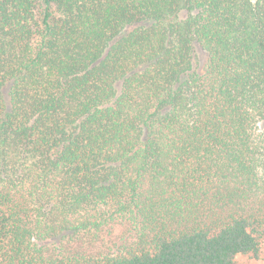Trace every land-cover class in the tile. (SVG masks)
Masks as SVG:
<instances>
[{"label":"trees","instance_id":"obj_1","mask_svg":"<svg viewBox=\"0 0 264 264\" xmlns=\"http://www.w3.org/2000/svg\"><path fill=\"white\" fill-rule=\"evenodd\" d=\"M263 119L264 0H0V264L257 256Z\"/></svg>","mask_w":264,"mask_h":264},{"label":"rangeland","instance_id":"obj_2","mask_svg":"<svg viewBox=\"0 0 264 264\" xmlns=\"http://www.w3.org/2000/svg\"><path fill=\"white\" fill-rule=\"evenodd\" d=\"M185 13L181 12L180 16ZM193 63L194 68L199 69L202 67L206 54L198 46L194 47ZM259 129L264 128V119L258 124ZM123 237V230L119 226H115L109 231L100 233L96 240H90L88 234H69L66 236H57L43 242H39V246L45 248L48 252L57 254L60 249L69 250L74 247L95 252H108L114 250L117 246L122 244L121 238ZM235 264H264V236L260 240V249L257 256L250 254H237L235 256Z\"/></svg>","mask_w":264,"mask_h":264}]
</instances>
